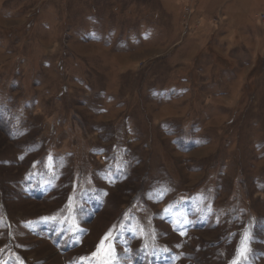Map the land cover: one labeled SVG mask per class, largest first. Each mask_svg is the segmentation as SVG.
I'll return each mask as SVG.
<instances>
[{
  "label": "rangeland",
  "instance_id": "1",
  "mask_svg": "<svg viewBox=\"0 0 264 264\" xmlns=\"http://www.w3.org/2000/svg\"><path fill=\"white\" fill-rule=\"evenodd\" d=\"M242 245L264 264V0H0V264Z\"/></svg>",
  "mask_w": 264,
  "mask_h": 264
},
{
  "label": "snow or ice",
  "instance_id": "2",
  "mask_svg": "<svg viewBox=\"0 0 264 264\" xmlns=\"http://www.w3.org/2000/svg\"><path fill=\"white\" fill-rule=\"evenodd\" d=\"M110 235V233H109ZM108 236L105 237V239H107ZM103 244V241L101 242ZM95 255V253H94ZM247 259V249L242 245V248L240 250V252L238 253V257L237 260L233 261V264H242V260H246ZM102 264H112V261L109 259H105Z\"/></svg>",
  "mask_w": 264,
  "mask_h": 264
}]
</instances>
